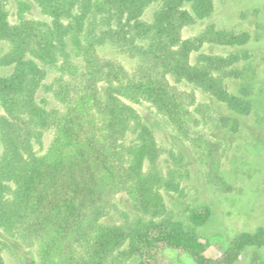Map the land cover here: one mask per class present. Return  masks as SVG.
Masks as SVG:
<instances>
[{
	"label": "trees",
	"instance_id": "16d2710c",
	"mask_svg": "<svg viewBox=\"0 0 264 264\" xmlns=\"http://www.w3.org/2000/svg\"><path fill=\"white\" fill-rule=\"evenodd\" d=\"M32 1L49 20L29 17L31 5L21 1L13 22L0 0V45L7 46L0 64L11 68L0 76V230L35 249L41 264H117L134 257L139 264H169L167 248L195 264H235L246 248L263 247L261 227L241 232L211 258L198 232L210 208L192 210L189 224L166 216L152 168L156 135L134 106L150 104L184 132L196 119V92L179 86L187 83L247 114L252 104L245 91L238 95L228 86L243 75L242 59L203 47L244 45L250 35L211 24L185 37L186 27L212 15L214 0ZM155 2L153 19H145ZM106 43L137 59L133 72L99 55ZM59 63L82 81L74 86L62 79L56 90L60 79L47 78ZM49 94L62 109L51 107ZM119 193L151 217L136 225L106 223ZM0 264H7L1 245ZM252 264L264 258L255 255Z\"/></svg>",
	"mask_w": 264,
	"mask_h": 264
},
{
	"label": "rangeland",
	"instance_id": "374dc122",
	"mask_svg": "<svg viewBox=\"0 0 264 264\" xmlns=\"http://www.w3.org/2000/svg\"><path fill=\"white\" fill-rule=\"evenodd\" d=\"M2 1L13 22L17 21L21 1L31 5L29 17L49 20L32 0ZM159 5V2L153 3L144 18L152 20ZM211 24L219 29L250 35L244 45L207 44L203 51L222 56L235 54L242 59L237 67L243 75L229 79L228 86L238 95L245 91L252 104L251 110L239 115L187 83L179 86L189 93L196 92L197 99L191 105L196 119L184 132L158 115L150 104L134 106L156 135L158 153L152 168L159 174L162 184L160 191L164 207L161 210L166 216L189 224L192 210L210 208L211 216L198 226V232L201 240L208 243L207 256L217 258L222 248L241 232L264 228V0H214L212 15L186 27L183 34L185 37L197 35ZM6 50L5 44L0 45V57ZM98 53L126 66L130 72L137 66L136 58L110 43L99 46ZM58 65V68L48 70L47 78L49 81L60 79L55 84L56 90H60L62 79L74 86L82 81L81 77L76 78L69 70H64L63 64ZM10 72L11 68L0 64V76ZM51 94V107L62 109V103ZM3 113L0 104V115ZM222 119H227L228 124L223 125ZM52 136L51 130L47 133V146ZM3 152L0 135V160ZM108 210L110 214L104 219L106 223L136 225L139 219L146 221L151 217L134 208L127 193L117 194ZM0 245L7 264H41L35 249L26 247L2 230ZM255 255L264 258V246L246 248L235 264H252ZM163 258L169 264H195L187 253L169 248L163 251ZM117 264H139V259L129 258Z\"/></svg>",
	"mask_w": 264,
	"mask_h": 264
}]
</instances>
